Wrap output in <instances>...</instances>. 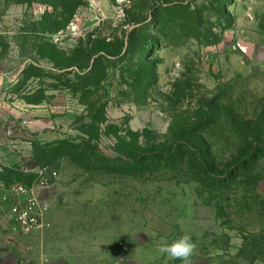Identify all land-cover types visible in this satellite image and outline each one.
I'll use <instances>...</instances> for the list:
<instances>
[{
  "label": "rangeland",
  "instance_id": "374dc122",
  "mask_svg": "<svg viewBox=\"0 0 264 264\" xmlns=\"http://www.w3.org/2000/svg\"><path fill=\"white\" fill-rule=\"evenodd\" d=\"M61 2L0 0V181L31 187L51 223L22 233L0 189V264H182L157 248L186 233L191 264H264V157L216 185L188 164L118 162L214 102L208 142L225 165L241 153L229 118L264 111V0H85L51 31Z\"/></svg>",
  "mask_w": 264,
  "mask_h": 264
},
{
  "label": "trees",
  "instance_id": "16d2710c",
  "mask_svg": "<svg viewBox=\"0 0 264 264\" xmlns=\"http://www.w3.org/2000/svg\"><path fill=\"white\" fill-rule=\"evenodd\" d=\"M218 2L219 0H213V3H215L213 7H216ZM84 3L85 0H63L60 6L64 10L62 17H66L62 18L64 19V23L60 20L51 21L53 14L47 12L42 17L40 24L51 31H61L68 26L75 11ZM53 5L55 6V4ZM175 10L179 11V7H176ZM189 13L198 20V11L196 9L191 10ZM232 24L233 22H230L228 27H231ZM101 50L104 49L91 50L87 57L93 60L97 52ZM103 57L97 56L94 60V65L90 66L91 69L84 74L88 78L87 86L96 85V82L91 79V75L94 74L96 64L100 59H104ZM105 72L106 68L101 66L98 74L100 80L104 79ZM208 109L213 115H216L215 113L218 112L216 102L211 103ZM211 113L208 114V117L206 115V118L204 116L194 123L185 124L182 138H173V142L169 146L162 144V147L159 148L160 145H140L138 154H133V151L130 150L127 160H118V162L128 169L143 166L148 170L154 169L161 164L166 167L188 164L204 182L216 185L219 182L234 178L238 172L258 161L259 158L264 157V111H262L259 120H246L237 112H230L231 129L240 134V137L243 139V146L240 149L241 153L234 157V160L229 165L221 163L213 144L209 143L208 138H206V131L214 120V116L212 117ZM64 145L74 149L80 148L69 141H59L56 143L55 148L61 150Z\"/></svg>",
  "mask_w": 264,
  "mask_h": 264
},
{
  "label": "built area",
  "instance_id": "2783aa9c",
  "mask_svg": "<svg viewBox=\"0 0 264 264\" xmlns=\"http://www.w3.org/2000/svg\"><path fill=\"white\" fill-rule=\"evenodd\" d=\"M129 0H117L127 3ZM3 200L9 204L8 213L18 229L24 234L40 232L51 227L47 220L48 202L38 196L34 190L22 183L7 184L0 181Z\"/></svg>",
  "mask_w": 264,
  "mask_h": 264
},
{
  "label": "clouds",
  "instance_id": "9594fccd",
  "mask_svg": "<svg viewBox=\"0 0 264 264\" xmlns=\"http://www.w3.org/2000/svg\"><path fill=\"white\" fill-rule=\"evenodd\" d=\"M196 243L189 234H184L170 244H161L157 251L172 260H180L182 264H191L190 257L195 253Z\"/></svg>",
  "mask_w": 264,
  "mask_h": 264
},
{
  "label": "crops",
  "instance_id": "0c3cea01",
  "mask_svg": "<svg viewBox=\"0 0 264 264\" xmlns=\"http://www.w3.org/2000/svg\"><path fill=\"white\" fill-rule=\"evenodd\" d=\"M47 219H48V215H47ZM47 229H49V228H47ZM47 229H45V230H47ZM45 230H43V231H40V232H34V233H31V234H35V233H38V234H40V233H43Z\"/></svg>",
  "mask_w": 264,
  "mask_h": 264
}]
</instances>
